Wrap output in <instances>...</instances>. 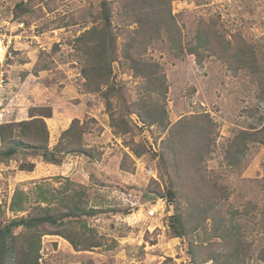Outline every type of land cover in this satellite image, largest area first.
Segmentation results:
<instances>
[{
	"label": "rangeland",
	"instance_id": "rangeland-1",
	"mask_svg": "<svg viewBox=\"0 0 264 264\" xmlns=\"http://www.w3.org/2000/svg\"><path fill=\"white\" fill-rule=\"evenodd\" d=\"M103 1L0 0V47L4 44L10 53L0 61V121L9 122L1 117L3 112L30 118L31 108L40 102L53 109L50 100L60 104L61 96L72 98L62 95L68 85L85 101L83 114L76 118L97 121L90 123L82 143L91 148L93 158L67 154L58 165L22 150L0 159V227L16 215L35 211L10 209L18 187L31 190L36 181L45 180L63 196L73 181L79 184L70 188L79 193L80 205L97 212L81 213L63 230L82 246H98L76 250L63 236L46 234L39 264H213L214 256L221 262L225 254L228 258L233 242H240L234 264H264V142H249L240 163L229 164L226 158L231 138L241 129L264 131L261 75L234 69L227 55L199 62L185 48L196 42L199 22L210 18L222 23L230 38L256 44L264 56V0H171L184 53L155 38L149 40L147 53L166 74L168 88L161 100L168 113L166 126L138 115L142 103L135 101L142 96L144 80L123 57L130 32L137 27L127 9L130 5L132 12L143 4L106 0L117 48L111 81L125 97L113 98V104L124 108L121 113L130 122L131 130L125 133L113 127L102 93L86 83L76 50L75 38L102 16ZM17 61L29 64L11 72L9 64L20 65ZM68 107L58 105V118L48 122L51 148L62 133L51 136L56 121L76 113ZM30 161L36 163L34 170L20 169L22 162ZM31 196L33 201L34 191ZM235 210L239 214L233 217ZM231 221L240 226V241L225 231ZM5 263L17 264L16 255L10 253Z\"/></svg>",
	"mask_w": 264,
	"mask_h": 264
},
{
	"label": "trees",
	"instance_id": "trees-1",
	"mask_svg": "<svg viewBox=\"0 0 264 264\" xmlns=\"http://www.w3.org/2000/svg\"><path fill=\"white\" fill-rule=\"evenodd\" d=\"M134 4L142 3L143 7L131 12L130 5L127 9V16L132 23L137 25L136 29L130 32V38L124 48V59L129 68L136 76L144 80V90L137 104L143 118L151 123L161 122L166 126L168 113L164 102L167 92L166 74L161 64L152 57L148 56V49L151 47V40H161L169 44L170 48L178 53H184V49L194 54L197 61L203 62L208 56H229L230 65L234 69H246L250 74L260 73L262 80L259 89L264 94V56L260 50L256 51V44L250 43L245 39L236 36L230 38L223 24L209 18V21L199 22V27L195 35V43L190 46L182 45L181 30L171 8V0H131ZM142 34L143 38L139 37ZM235 41V42H234ZM78 57L82 62V74L86 83L94 91L102 93L106 100L107 111L109 112L113 127L117 128L118 133L129 132L131 125L129 120L115 107L114 100L125 97L122 89L112 84L114 76L113 63L116 60V37L112 30V18L109 2L103 1V14L94 20L93 26L85 29L75 38ZM234 53V54H233ZM232 55V56H231ZM134 102V103H135ZM128 115H131L130 107L127 108ZM149 112V113H148ZM30 118L20 121H9L0 124V159L12 158L20 151H31L41 155L47 163L61 164L63 157L67 154H85L93 158V154L83 143V135L91 129V122L97 124L94 118L81 121L74 118L68 128L62 131L56 145L50 147V129L46 121L47 117L53 115L51 107L34 106L30 111ZM263 130H240L233 138L226 150V158L229 164L240 163L238 159L246 151L249 142H264ZM173 144V143H172ZM171 144V145H172ZM194 149V148H193ZM192 149V150H193ZM141 152H138L140 155ZM36 167L35 162H22L21 170L32 171ZM264 183V176L260 179ZM70 185H79L70 181L68 189L61 195V190H54L45 180L35 182V187L31 190L17 188L12 197L10 209L13 212H24L29 208H34L28 215H16L4 227H0V264H6L5 259L12 253L16 255L17 264H39L40 251L42 248V237L46 234H57L66 238L76 250H88L98 244L82 246L70 233L65 232V226L72 225L75 217H80L81 213L93 215L97 208L83 207L79 201L81 197L77 195ZM60 190V191H59ZM34 191L35 198L32 201L31 192ZM61 208H65L63 211ZM239 214L238 210L232 212L235 217ZM245 214H248L246 212ZM80 222V220H77ZM76 221V222H77ZM48 226L56 227L57 230L51 231ZM22 227L20 234H15L14 230ZM225 231L228 236L236 237L235 241H240L241 229L238 224L229 222ZM232 253L225 254V261L216 259L214 256L213 264H234L239 261L240 250L238 244L233 242Z\"/></svg>",
	"mask_w": 264,
	"mask_h": 264
},
{
	"label": "crops",
	"instance_id": "crops-1",
	"mask_svg": "<svg viewBox=\"0 0 264 264\" xmlns=\"http://www.w3.org/2000/svg\"><path fill=\"white\" fill-rule=\"evenodd\" d=\"M12 37H14L15 39H17L19 37V34H15ZM17 63H19L20 65L9 64V66H10V69L9 70L11 72H13L14 69H25V66L29 64L28 61H25L23 63L17 61ZM28 76H29V71L27 72V75L24 77L23 81H25ZM64 94L67 95V96L72 97L71 99H75V101H73L72 103H70L68 101L70 98L62 99L63 96H61V98H60V101H61L60 104H56L55 102H53L52 100H50L48 103H50L51 105L52 104H55V105L54 106L52 105L53 106V115L51 117H47L46 118L47 123L49 122V120H52L54 118H58V116L60 114V109H57V106L58 105H61L62 104L63 107H68V105H69V107H68L69 108V111L75 110L74 112H76V113L73 115L72 118H69V119H67L65 121H59V120H57L56 123L54 124L55 126H54V129L51 132V136L53 135V132L54 133H57V135H58L59 132H62L63 130H65L66 128H68L70 126L72 120L75 117H80L83 114V112L80 111V110L83 109V105H84L85 101H83V99H82L83 97H81L80 93L78 94V91H75L74 89H71V87L68 85L65 90L63 89L62 95H64ZM39 104L41 106L43 103L40 102ZM43 105H45V104H43ZM72 106H75L76 108L75 109H70ZM2 110L5 111V108H2ZM21 115H25V113L22 112ZM2 116L6 117V119L4 121L24 120V119H28L29 118V115L28 114H27V116H19V114H14L13 117H10L9 114L8 115L7 114H4V112L1 113V117ZM0 123H2V121H0Z\"/></svg>",
	"mask_w": 264,
	"mask_h": 264
},
{
	"label": "built area",
	"instance_id": "built-area-1",
	"mask_svg": "<svg viewBox=\"0 0 264 264\" xmlns=\"http://www.w3.org/2000/svg\"><path fill=\"white\" fill-rule=\"evenodd\" d=\"M0 41H1V40H0ZM1 42H2V41H1ZM2 51H3V52H2ZM4 52H5V55H3ZM7 55L9 56L10 53L8 52V48H7V46H5V45L3 44V46L1 45V47H0V61H2L3 58L5 59V58L7 57ZM150 214H151V215H154V211L150 212Z\"/></svg>",
	"mask_w": 264,
	"mask_h": 264
},
{
	"label": "clouds",
	"instance_id": "clouds-1",
	"mask_svg": "<svg viewBox=\"0 0 264 264\" xmlns=\"http://www.w3.org/2000/svg\"><path fill=\"white\" fill-rule=\"evenodd\" d=\"M10 56V55H9ZM7 57H8V55H7Z\"/></svg>",
	"mask_w": 264,
	"mask_h": 264
}]
</instances>
